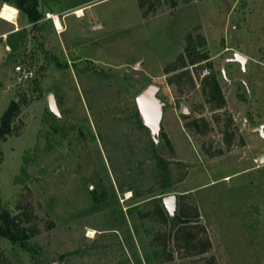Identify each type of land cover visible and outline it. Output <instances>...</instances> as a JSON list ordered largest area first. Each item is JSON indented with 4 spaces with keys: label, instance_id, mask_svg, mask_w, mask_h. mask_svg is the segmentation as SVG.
Wrapping results in <instances>:
<instances>
[{
    "label": "rangeland",
    "instance_id": "rangeland-1",
    "mask_svg": "<svg viewBox=\"0 0 264 264\" xmlns=\"http://www.w3.org/2000/svg\"><path fill=\"white\" fill-rule=\"evenodd\" d=\"M38 3L39 37L0 0V118L33 94L1 142L0 199L39 251L34 262L3 240L0 264H264V0ZM16 64L35 69L37 92ZM149 83L157 142L135 101ZM172 192L175 227L161 198Z\"/></svg>",
    "mask_w": 264,
    "mask_h": 264
},
{
    "label": "trees",
    "instance_id": "trees-1",
    "mask_svg": "<svg viewBox=\"0 0 264 264\" xmlns=\"http://www.w3.org/2000/svg\"><path fill=\"white\" fill-rule=\"evenodd\" d=\"M2 2L9 3L17 7L22 13L27 14V17L32 24V29L35 30V36L39 37L45 29V24L41 22L42 13L39 11L38 0H1ZM26 30L25 28L23 29ZM189 57L191 62L197 63L207 57L205 54L198 52H190ZM184 60V55H181ZM45 67L41 66L40 70L43 71ZM41 77L34 78V88L33 93L39 90L41 84ZM210 86L207 93L210 102L218 101V104L223 105V96L219 87L218 81L214 77H207L204 79V88ZM18 100L11 101L10 105L7 107L5 112L0 118V164L3 161V152L1 147V142L6 141L9 136L19 135L20 126L16 125L15 120L17 119L22 105H29L31 103L32 97H28L25 92L20 94ZM172 227L178 225L182 222L181 217L177 212L171 217L169 215ZM23 219L19 215H12L2 204L0 199V247L3 240H9L17 248L30 254L31 259L36 262L38 247L37 244L31 241L32 234L29 232V228L22 225Z\"/></svg>",
    "mask_w": 264,
    "mask_h": 264
},
{
    "label": "water",
    "instance_id": "water-1",
    "mask_svg": "<svg viewBox=\"0 0 264 264\" xmlns=\"http://www.w3.org/2000/svg\"><path fill=\"white\" fill-rule=\"evenodd\" d=\"M236 59L241 61L244 58L238 55ZM159 86L154 83L145 85L135 96L136 105L139 112V117L142 123L150 129V135L154 141H158V134L160 130V121L162 118V102L157 93ZM48 104L50 110L59 115L58 105L53 92L48 94ZM183 111H187L185 105L182 107ZM259 161H264V155L259 158ZM164 207L168 214L172 217L176 210V194L166 193L161 196Z\"/></svg>",
    "mask_w": 264,
    "mask_h": 264
},
{
    "label": "built area",
    "instance_id": "built-area-1",
    "mask_svg": "<svg viewBox=\"0 0 264 264\" xmlns=\"http://www.w3.org/2000/svg\"><path fill=\"white\" fill-rule=\"evenodd\" d=\"M15 78L17 83H24L32 80L36 76L35 69L31 67H25L22 64H16L14 67ZM209 73L208 68H205L202 72V76H206Z\"/></svg>",
    "mask_w": 264,
    "mask_h": 264
},
{
    "label": "bare ground",
    "instance_id": "bare-ground-1",
    "mask_svg": "<svg viewBox=\"0 0 264 264\" xmlns=\"http://www.w3.org/2000/svg\"><path fill=\"white\" fill-rule=\"evenodd\" d=\"M74 13H75L78 17L84 15V11H83L82 8H77V9H75V10H74ZM49 15H50V17H53L55 27H56L57 30L60 31V30L63 28V24H62V21H61L60 16H59L58 14H56V13H50ZM94 232H95V231H91L90 233L93 235Z\"/></svg>",
    "mask_w": 264,
    "mask_h": 264
},
{
    "label": "crops",
    "instance_id": "crops-1",
    "mask_svg": "<svg viewBox=\"0 0 264 264\" xmlns=\"http://www.w3.org/2000/svg\"><path fill=\"white\" fill-rule=\"evenodd\" d=\"M241 56H242V57H243V58L246 60V57H245V55L241 54ZM245 60H244V61H245Z\"/></svg>",
    "mask_w": 264,
    "mask_h": 264
}]
</instances>
